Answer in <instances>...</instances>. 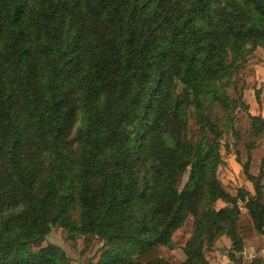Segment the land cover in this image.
<instances>
[{"label": "trees", "instance_id": "trees-1", "mask_svg": "<svg viewBox=\"0 0 264 264\" xmlns=\"http://www.w3.org/2000/svg\"><path fill=\"white\" fill-rule=\"evenodd\" d=\"M258 49L264 0H0V264H70L31 249L55 227L102 242L82 264H174L178 248L210 264L222 238L231 264L263 250L264 163L242 167L252 192L219 178L247 109L233 79Z\"/></svg>", "mask_w": 264, "mask_h": 264}, {"label": "rangeland", "instance_id": "rangeland-1", "mask_svg": "<svg viewBox=\"0 0 264 264\" xmlns=\"http://www.w3.org/2000/svg\"><path fill=\"white\" fill-rule=\"evenodd\" d=\"M233 81L236 82V92L234 94L241 95L242 101L246 104L247 109L236 111L235 132L233 135H226L222 141L223 147L221 154L224 164L219 171V178L225 189L234 196L238 189L251 187L243 175V165L249 161L250 173L257 175L261 164L264 163V135L258 140L250 138L249 133L251 128L248 119V115H250L254 117L260 116L264 120V50H256L248 59L245 68ZM256 92H259L258 100L256 99ZM190 123L192 132L194 133L196 129L193 118ZM251 144H253L252 147H250ZM262 184L264 187V178ZM221 207H224L222 203L215 205L217 209ZM240 213L239 226L251 225L246 210L241 205ZM191 226L192 220L190 218L176 235L175 239L179 245H181L187 234H189ZM222 239L214 246L216 250L213 251V256L210 260L211 263H221L223 261L221 254H224L226 258L229 248H227V244L225 245L222 242ZM47 244H53L62 249L69 259L70 264H82L95 253L102 245V242L92 237H87L86 239L72 238L61 228L55 227L52 228L45 243L36 245L31 249L37 251ZM165 256L169 257L174 264L181 263L185 258L180 248L170 254H165Z\"/></svg>", "mask_w": 264, "mask_h": 264}, {"label": "crops", "instance_id": "crops-1", "mask_svg": "<svg viewBox=\"0 0 264 264\" xmlns=\"http://www.w3.org/2000/svg\"><path fill=\"white\" fill-rule=\"evenodd\" d=\"M247 190L252 192V187H247ZM222 240H223L222 242H224L225 245L227 244V248H230L229 241L226 239H222ZM242 256L243 259L241 261V264H264V249L261 251H255L252 248H247ZM221 259L223 260L221 263L217 261L218 263L210 262V264H231L230 262H228L227 258L224 257V254H221Z\"/></svg>", "mask_w": 264, "mask_h": 264}]
</instances>
